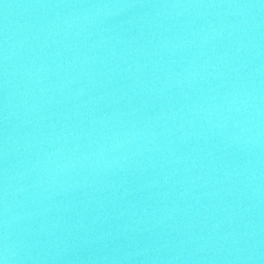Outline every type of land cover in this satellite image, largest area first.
Masks as SVG:
<instances>
[{
  "label": "water",
  "instance_id": "obj_1",
  "mask_svg": "<svg viewBox=\"0 0 264 264\" xmlns=\"http://www.w3.org/2000/svg\"><path fill=\"white\" fill-rule=\"evenodd\" d=\"M0 264H264V0H0Z\"/></svg>",
  "mask_w": 264,
  "mask_h": 264
}]
</instances>
